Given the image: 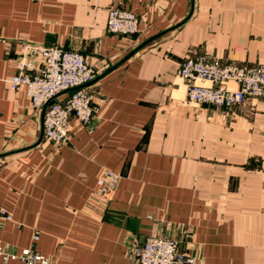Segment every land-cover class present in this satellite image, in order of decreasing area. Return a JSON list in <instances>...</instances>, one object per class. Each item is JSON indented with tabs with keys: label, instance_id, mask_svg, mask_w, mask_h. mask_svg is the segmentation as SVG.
Instances as JSON below:
<instances>
[{
	"label": "crops",
	"instance_id": "crops-1",
	"mask_svg": "<svg viewBox=\"0 0 264 264\" xmlns=\"http://www.w3.org/2000/svg\"><path fill=\"white\" fill-rule=\"evenodd\" d=\"M112 5L139 17L138 34L107 31ZM33 43L79 51L96 68L97 115L87 126L72 118L63 145L44 137V109L8 83ZM193 52L264 64V0H0L6 251L137 264L135 245L169 236L195 264H264V99L188 103L177 72ZM106 169L118 180L98 194Z\"/></svg>",
	"mask_w": 264,
	"mask_h": 264
},
{
	"label": "built area",
	"instance_id": "built-area-1",
	"mask_svg": "<svg viewBox=\"0 0 264 264\" xmlns=\"http://www.w3.org/2000/svg\"><path fill=\"white\" fill-rule=\"evenodd\" d=\"M107 31L132 36L140 32L139 17L119 7L108 8ZM39 58L36 62L33 58ZM185 81L187 102L230 109L247 98L264 99V64H246L218 58L206 52L186 56L178 68ZM96 68L75 50L41 43L29 44L17 60L16 72L8 79L12 89L24 87L26 96L35 108L44 109L43 134L56 145L69 139L71 119L89 125L98 112L94 103L95 91L89 83ZM118 175L104 170L98 178L97 193L110 191ZM1 217L9 213L0 208ZM38 238V233L34 239ZM137 264H195L196 257L182 248L178 240L169 236H149L133 247ZM0 255L17 264H48L49 259L31 248L8 252L0 240Z\"/></svg>",
	"mask_w": 264,
	"mask_h": 264
}]
</instances>
